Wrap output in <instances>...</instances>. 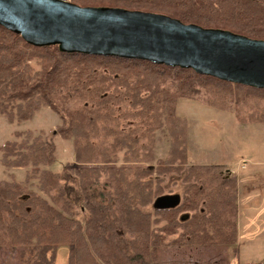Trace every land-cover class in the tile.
Wrapping results in <instances>:
<instances>
[{"label":"trees","instance_id":"trees-1","mask_svg":"<svg viewBox=\"0 0 264 264\" xmlns=\"http://www.w3.org/2000/svg\"><path fill=\"white\" fill-rule=\"evenodd\" d=\"M69 2L161 14L264 40V0ZM179 99L219 110L233 104L238 122L264 123V89L143 60L37 48L0 26V115L9 122L49 108L61 122L55 134L72 141L76 165L151 162L157 131L170 144L167 157L149 168L59 174L49 169L56 161L52 141L14 133L17 139L0 147L1 162L32 169L22 182L0 181V247L17 250L16 264H55L59 246H67V264H162L166 238L173 246L233 247L236 255L235 179L215 167L188 165ZM173 175L185 188L170 199L164 181ZM63 179L78 189L62 185ZM161 198L171 205L157 207ZM78 204L82 220L73 210Z\"/></svg>","mask_w":264,"mask_h":264},{"label":"water","instance_id":"water-1","mask_svg":"<svg viewBox=\"0 0 264 264\" xmlns=\"http://www.w3.org/2000/svg\"><path fill=\"white\" fill-rule=\"evenodd\" d=\"M0 26L37 48L143 60L264 89V40L161 14L80 7L66 0H0ZM171 203L161 198L156 206Z\"/></svg>","mask_w":264,"mask_h":264},{"label":"rangeland","instance_id":"rangeland-1","mask_svg":"<svg viewBox=\"0 0 264 264\" xmlns=\"http://www.w3.org/2000/svg\"><path fill=\"white\" fill-rule=\"evenodd\" d=\"M228 106L219 110L205 105L203 101L179 99L176 114L185 122L189 166L199 169L215 167L220 170L222 176L234 178V175L227 172L226 167H222L227 164L236 171V178H240L241 174L244 180L243 191L252 188L251 190L260 194L258 200L253 203L249 200L238 203L241 213L238 221V242L235 246L238 251L241 244L239 259L234 255L233 247L173 246L170 245V239L166 238V245L161 250L162 264H229L230 261H233L232 264L264 263V133L257 128L262 123H240L235 119L233 104ZM60 123L59 117L47 107H41L31 119L21 123L9 122L0 115V147L6 141L16 140L14 133L17 132L31 131L34 136L41 135L52 141L55 146L56 161L49 169L59 174L83 168H96L100 171L108 168H149L168 155L169 139L164 132L157 131L151 162L125 164L119 158L113 165H76L72 141L62 139L54 132ZM31 169L6 168L1 162L0 152V181L22 182L27 171ZM61 183L74 190L78 189L70 181L63 179ZM30 188L37 191L34 186ZM164 188L165 195L172 199L171 196L174 195L181 197L185 186L181 182V176L173 175L165 178ZM80 207V204L75 205L73 210L75 217L82 220ZM67 256V246H59L55 264H67ZM12 263H17V250L12 247H0V264Z\"/></svg>","mask_w":264,"mask_h":264},{"label":"crops","instance_id":"crops-1","mask_svg":"<svg viewBox=\"0 0 264 264\" xmlns=\"http://www.w3.org/2000/svg\"><path fill=\"white\" fill-rule=\"evenodd\" d=\"M257 128H258V131L264 133V123H262ZM216 166H220L221 167V165H216ZM222 167H226L227 172H229L232 175H234V178H235V181H236L237 242H238V235H239L238 221H239V216H240V213H241V210H240V207L238 206V203H240V201H241V203H242V201L246 202L247 200H249L250 203H253V202L258 200V197H259L260 194L254 192L253 190H251L252 188L251 189H246L245 191H243V186H244L243 182H244V180H242L241 174H239L240 178H236V176H237L236 171H234L232 168H230L227 164L222 165ZM262 167H264V164H263ZM242 168L244 169L245 167H242ZM240 246H241V244H240ZM240 246H239L237 254H236L237 257H238V255L240 256ZM238 259H239V257H238ZM232 263H233V261H230L229 264H232Z\"/></svg>","mask_w":264,"mask_h":264}]
</instances>
